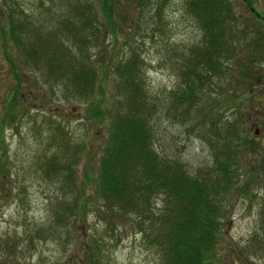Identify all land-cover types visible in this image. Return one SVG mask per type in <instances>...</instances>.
Listing matches in <instances>:
<instances>
[{"label": "rangeland", "instance_id": "374dc122", "mask_svg": "<svg viewBox=\"0 0 264 264\" xmlns=\"http://www.w3.org/2000/svg\"><path fill=\"white\" fill-rule=\"evenodd\" d=\"M186 2L0 0V264H158L155 248L139 232L146 220L129 214L110 229L109 219H102L94 174L119 107L118 78L110 65L132 54L140 59L138 75L147 95L158 105L152 121L155 150L162 157L181 161L190 175L213 167L210 148L198 133L188 131L190 123L164 116L169 91L178 80L175 64L190 55L188 49L201 36ZM224 2L235 17L229 21L234 40L207 93L218 97L220 113L237 120L241 146L233 165L236 182L223 196L215 264H264V244L259 240L264 213V57L256 54L251 40L254 34L255 40L264 38V0ZM84 4L90 5L91 13L83 15L95 17L99 24L88 41L87 53L96 66L94 87L100 90L90 93L88 102L65 95L59 79L48 82L45 67L31 61L42 58L39 52L30 59L5 33L11 17L17 37L32 47L37 46L36 36L46 39L50 34L67 44L54 29L69 14L66 7ZM243 27L250 31L244 38ZM259 40L264 46V39ZM107 62L110 65L104 66ZM37 64L42 62L37 60ZM34 112L38 115L33 124L25 115ZM43 118L51 120L41 124ZM56 123L65 132L66 145L70 141L68 147L75 150L67 151L63 158L72 159L76 153L73 194L77 195V209L71 211L64 226L54 224L51 214L61 205L60 182L65 180L61 177L57 182L52 171L44 174L41 168L52 153L60 155L68 149L52 139ZM160 203L155 196L153 210ZM90 246L99 248L100 254L90 256Z\"/></svg>", "mask_w": 264, "mask_h": 264}, {"label": "trees", "instance_id": "16d2710c", "mask_svg": "<svg viewBox=\"0 0 264 264\" xmlns=\"http://www.w3.org/2000/svg\"><path fill=\"white\" fill-rule=\"evenodd\" d=\"M87 6L66 7L69 14L63 18L62 26L54 29L61 32L59 34L66 38L67 44L50 34L46 39L36 36L37 46L32 47L17 37L19 32L11 17L5 24L9 41L25 56L31 59L34 53L39 52L42 58L31 61L37 67H45L48 82L59 79L65 95L82 98L84 102H88L90 93L100 90L94 87V83L97 85L96 66L87 53L88 41L98 32L99 24L95 17L92 20L83 15L91 13L90 5ZM186 7L196 18L201 36L188 49L190 55L175 64L178 80L169 91V104L164 116L184 124L190 123L188 128L191 130H187L198 133L210 148L213 167L205 173L190 175L181 161L162 157L155 150L152 121L158 105L147 95L138 75L140 59L132 54L116 65L108 62L104 65H110L118 78L120 98L107 142L98 158L94 183L103 205L102 219H109L110 229L118 219L129 214L147 221L146 226L139 227V232L155 248L158 264H215L223 196L237 179L233 165L240 151L238 141L241 138L238 135L241 129L237 120L224 116V111L220 113L223 109L219 110L218 97H210L207 92L214 82L212 78L218 79L223 55L232 49L234 39L229 21L235 17L224 0H187ZM156 8L160 7L156 5ZM154 12L157 14L159 10ZM156 19L159 21L160 16ZM240 31L242 38L250 33L247 27ZM259 39L264 38L255 40V34L251 38L255 42L256 54L264 57L263 40ZM37 60L42 64L38 65ZM89 108H93L91 103ZM95 110L97 116L100 108ZM35 113L25 115L33 124L38 115ZM50 120L43 118L40 123L46 124ZM52 130V139L68 147L71 142L66 145L65 132L59 123ZM67 151L75 152L71 145L60 155L52 153L41 167L44 174L52 171L57 182L61 177L65 180L62 185L60 182L63 191L58 200L62 199L61 205L51 214L54 224L61 226L68 224L71 211L77 209V195L73 194L76 189L73 177L76 153L75 158H63ZM61 171L62 176H56ZM155 196L161 203L153 210ZM262 218L259 240L264 244V213ZM99 252V248L90 246V256Z\"/></svg>", "mask_w": 264, "mask_h": 264}]
</instances>
